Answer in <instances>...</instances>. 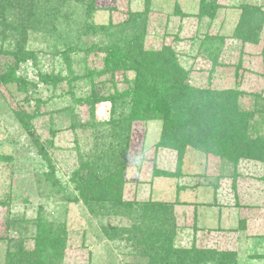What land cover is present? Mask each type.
I'll use <instances>...</instances> for the list:
<instances>
[{"label":"rangeland","instance_id":"obj_1","mask_svg":"<svg viewBox=\"0 0 264 264\" xmlns=\"http://www.w3.org/2000/svg\"><path fill=\"white\" fill-rule=\"evenodd\" d=\"M245 5L258 9L255 43L237 31ZM130 13L140 15L133 38L143 52L171 50L193 88L236 92L240 109L252 112L246 119L252 136L264 135V0H95L88 23L116 24ZM66 24L58 21L57 33L49 23L28 32L15 69L20 81L0 83V264L21 247L33 248L37 219L65 234L59 264H149L132 240L145 226L139 205L146 202L172 207L173 248L232 252L236 264H264V163L234 165L188 146L178 172L177 153L157 147L161 120L112 128L110 115L118 108L105 99L133 88L136 72L107 70L104 54L91 48L104 45L99 36L74 37L67 48L59 38ZM11 34L0 37V73L13 62L17 38ZM25 53L32 58L22 62ZM19 113L25 121L33 116L28 131ZM92 166L100 174L107 166L123 170L120 204L111 214L91 213L74 188ZM129 202L134 211H122ZM211 257L193 264H217ZM164 262L186 264L172 256Z\"/></svg>","mask_w":264,"mask_h":264},{"label":"trees","instance_id":"obj_2","mask_svg":"<svg viewBox=\"0 0 264 264\" xmlns=\"http://www.w3.org/2000/svg\"><path fill=\"white\" fill-rule=\"evenodd\" d=\"M207 7L203 1L202 10ZM243 9L244 15L239 21L237 31L245 34V40L255 43L260 24L252 17L258 9L247 5ZM94 11L95 0H0V30L6 31V35L0 37L6 38L7 32H12L11 35L17 38L14 44L16 49L10 53L13 62L6 73H0V83L20 81L16 78L15 69L23 57L21 53L25 52V37L28 32L44 31L50 26L49 23L53 25L52 33H57L62 31L56 28L58 21L63 25L65 21L67 29L59 38L68 41L65 42L67 48H71L69 44L74 37V40H81L83 35L99 36V43L104 45H91V48L104 54L107 70L118 71L126 68L136 72L133 88L105 99L112 108H118L117 115H112L115 110H112L110 115L112 128L125 129L136 120H161L162 131L157 147L171 149L177 153L178 172L188 146L206 155L225 159L234 165L241 159L264 163V135L252 136L254 130L251 128L254 127L246 123L247 118L253 117L252 112L240 109L236 92L193 88L188 85L186 73L176 64L171 50L164 48L160 52H143L141 44H135L133 38L139 14L130 13L128 18L120 23L98 26L88 23ZM74 25L76 30L73 35ZM17 31L19 34L15 33ZM124 44L126 46H123ZM85 52L88 54L91 51L85 49ZM2 53L0 52V55ZM25 55L27 58L22 62L32 58L30 54ZM52 55L65 56L66 53L54 51ZM128 97V102L118 105V100ZM85 103L92 105L88 100ZM19 114L23 129L28 131L29 121L33 116H25V121L24 115ZM96 170V166H92L87 178L76 177L73 181L74 188L91 213L98 210L111 214L120 204L123 170L113 166H107L101 174L99 171L95 173ZM154 174L166 178L179 175L165 171H155ZM139 206L145 212L142 218L145 226L137 231L138 234L133 236L132 240L140 243L141 251H145L149 264H166L164 259L171 256L181 259L182 263H199L201 261L195 260L202 255H212L211 258L215 259L217 264H236L232 252L215 253L173 248L175 227L172 207L161 202H146ZM122 211L133 212V204L125 203ZM64 236V232H52L51 225L37 219L33 248H19L8 257L6 264H59ZM184 256L188 260L184 261Z\"/></svg>","mask_w":264,"mask_h":264}]
</instances>
